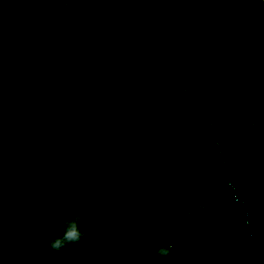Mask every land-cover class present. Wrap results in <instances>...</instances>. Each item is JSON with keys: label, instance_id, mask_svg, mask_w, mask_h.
<instances>
[{"label": "trees", "instance_id": "obj_1", "mask_svg": "<svg viewBox=\"0 0 264 264\" xmlns=\"http://www.w3.org/2000/svg\"><path fill=\"white\" fill-rule=\"evenodd\" d=\"M0 131V264H264V0H0Z\"/></svg>", "mask_w": 264, "mask_h": 264}, {"label": "clouds", "instance_id": "obj_2", "mask_svg": "<svg viewBox=\"0 0 264 264\" xmlns=\"http://www.w3.org/2000/svg\"><path fill=\"white\" fill-rule=\"evenodd\" d=\"M111 2V0H110ZM116 2H127V0H116ZM3 144V134L0 131V147ZM0 207H2V201H0ZM84 224V217L79 213L74 214L70 219L64 221L63 227L60 229L61 234L54 237L49 242V247L56 253L64 252L70 245L79 244L84 238L86 233L82 231L81 226ZM3 231L0 226V250H2L3 244ZM156 256L169 257L172 255V245L160 246L156 249Z\"/></svg>", "mask_w": 264, "mask_h": 264}]
</instances>
